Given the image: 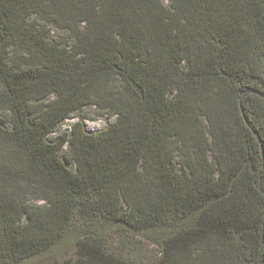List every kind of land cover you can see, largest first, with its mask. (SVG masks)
Instances as JSON below:
<instances>
[{
    "label": "trees",
    "instance_id": "trees-1",
    "mask_svg": "<svg viewBox=\"0 0 264 264\" xmlns=\"http://www.w3.org/2000/svg\"><path fill=\"white\" fill-rule=\"evenodd\" d=\"M0 111V264H264V0H0Z\"/></svg>",
    "mask_w": 264,
    "mask_h": 264
},
{
    "label": "rangeland",
    "instance_id": "rangeland-1",
    "mask_svg": "<svg viewBox=\"0 0 264 264\" xmlns=\"http://www.w3.org/2000/svg\"><path fill=\"white\" fill-rule=\"evenodd\" d=\"M78 121H84L85 128L88 132H97L102 129L107 128L113 121L114 118L107 117L105 115H100L95 108H89L85 109L82 113L77 112L72 119L65 121L61 127H59L52 135L51 140L55 141L59 138V136L64 131H70L71 127ZM0 123L3 124L6 127H9L6 120V116L4 112L0 111ZM68 147L66 146V149ZM130 241H133V244L135 245L134 249L136 252L135 254L138 256L140 260L145 259V262H148L150 259H156L157 257H160V251L159 249L154 246L151 242L148 240H145V238H142L140 236H131L129 238ZM119 236L116 237V242H119ZM124 255L125 252H122Z\"/></svg>",
    "mask_w": 264,
    "mask_h": 264
}]
</instances>
